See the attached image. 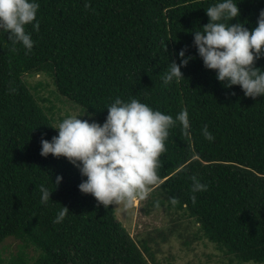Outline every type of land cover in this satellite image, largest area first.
Masks as SVG:
<instances>
[{
	"label": "trees",
	"instance_id": "obj_1",
	"mask_svg": "<svg viewBox=\"0 0 264 264\" xmlns=\"http://www.w3.org/2000/svg\"><path fill=\"white\" fill-rule=\"evenodd\" d=\"M215 2L39 0V31L27 26L30 52L0 32V264H158L151 237L136 241L115 204L105 208L79 190L86 178L76 167L62 156H41V139L58 134L50 127L58 120L25 81L40 74L101 124L117 97L174 118L186 108L191 127L185 134L177 122L169 130L151 204L197 228L187 247L207 240L231 262L264 264V96H245L239 85L225 88L204 67L193 31L209 22L205 9ZM239 8L231 23L251 29L264 0H239ZM184 48L193 57L181 68L184 79L164 85L162 75L172 60L180 62ZM255 66L264 69V57ZM205 126L214 141L204 138ZM58 175L63 179L55 188ZM192 176L208 185L195 202ZM41 184L53 191L46 204ZM62 206L69 214L53 223ZM156 232L168 241L169 234ZM8 240L18 249L5 258L1 247Z\"/></svg>",
	"mask_w": 264,
	"mask_h": 264
},
{
	"label": "clouds",
	"instance_id": "obj_2",
	"mask_svg": "<svg viewBox=\"0 0 264 264\" xmlns=\"http://www.w3.org/2000/svg\"><path fill=\"white\" fill-rule=\"evenodd\" d=\"M39 8V0H0V32L7 33L13 44H22L26 52L34 47L27 26L39 31ZM205 11L209 22L193 31V45L204 67L214 70L216 79L225 88L239 85L245 96L253 99L264 96V69L255 66L264 57V9L259 12L256 27L251 29L241 22L231 23L241 15L239 0H216ZM186 51L184 48L177 53L179 63L176 60L169 63L161 77L164 85L184 79L181 68L193 59L186 56ZM106 108L107 116L102 124L78 118L85 110L50 126L58 134L50 141L41 139L40 154L65 157L86 178L78 185L79 190L91 194L98 204L105 208L113 204L131 208L138 200H145L152 187L159 184L160 157L167 151L169 130L179 122L187 134L191 127L189 112L182 109L174 118L136 98L125 101L119 97ZM202 133L206 140L214 141L207 126ZM62 179L58 175L52 181L55 188ZM191 180L195 202L194 194L206 191L208 185L197 176ZM39 192L41 203L46 204L53 191L41 184ZM170 199L176 202L175 197ZM68 214L69 209L62 206L53 223H62Z\"/></svg>",
	"mask_w": 264,
	"mask_h": 264
},
{
	"label": "rangeland",
	"instance_id": "obj_3",
	"mask_svg": "<svg viewBox=\"0 0 264 264\" xmlns=\"http://www.w3.org/2000/svg\"><path fill=\"white\" fill-rule=\"evenodd\" d=\"M25 81L32 87H37L38 96L43 99L42 105L52 108L55 117L60 122L68 115L82 114V109L78 108L65 98L58 96L53 81L42 74L35 76H26ZM41 85L38 87V85ZM80 119L93 120L85 114ZM160 183L152 187L145 200H138L131 208H126L124 204L115 205L116 215L120 222L128 229L131 236L138 241L151 237L154 242L151 243L155 260L158 264H238L231 262L224 257L216 247L207 240H194L190 246H186L184 241L193 237L192 233L197 231L195 226L189 227L187 221L178 220L175 216L171 217V212L166 208H153L152 196L159 189ZM152 208L149 214L147 209ZM164 231L169 234L168 241L164 242L156 232ZM170 232L172 235L170 236ZM139 242V241H138ZM156 242L158 244H156ZM18 242L8 240L1 247V252L5 258H9L17 252ZM33 255V252H30ZM152 264V263H151ZM254 264V263H247Z\"/></svg>",
	"mask_w": 264,
	"mask_h": 264
}]
</instances>
